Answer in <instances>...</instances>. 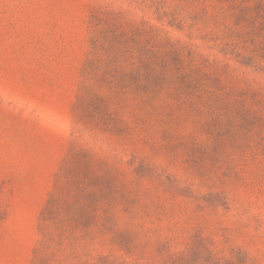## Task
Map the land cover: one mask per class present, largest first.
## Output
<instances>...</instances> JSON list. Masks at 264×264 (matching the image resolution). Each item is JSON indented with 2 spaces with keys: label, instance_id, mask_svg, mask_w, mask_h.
I'll use <instances>...</instances> for the list:
<instances>
[{
  "label": "rangeland",
  "instance_id": "1",
  "mask_svg": "<svg viewBox=\"0 0 264 264\" xmlns=\"http://www.w3.org/2000/svg\"><path fill=\"white\" fill-rule=\"evenodd\" d=\"M0 264H264V0H0Z\"/></svg>",
  "mask_w": 264,
  "mask_h": 264
}]
</instances>
